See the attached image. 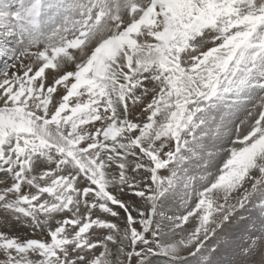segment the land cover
<instances>
[{
    "label": "snow or ice",
    "instance_id": "obj_1",
    "mask_svg": "<svg viewBox=\"0 0 264 264\" xmlns=\"http://www.w3.org/2000/svg\"><path fill=\"white\" fill-rule=\"evenodd\" d=\"M0 58V264H264V0H0Z\"/></svg>",
    "mask_w": 264,
    "mask_h": 264
},
{
    "label": "rangeland",
    "instance_id": "obj_2",
    "mask_svg": "<svg viewBox=\"0 0 264 264\" xmlns=\"http://www.w3.org/2000/svg\"><path fill=\"white\" fill-rule=\"evenodd\" d=\"M12 62H9L8 65H10ZM49 82H51L49 80ZM247 115L246 111H241L238 114L237 122H239L240 119H244V117ZM176 210V209H174ZM241 216L244 217V219H241ZM254 222H258V211L249 208L247 211L242 212L241 214H238L237 217H235L230 225L227 226L224 233H220L221 236L227 234L230 237L235 238L238 242L241 240L242 237L245 236L246 229H248ZM2 228L0 231L7 232L9 235H19L21 239L28 238L26 235L28 233V229L19 227L15 221L11 223L10 226H4L1 225ZM191 227V225H189ZM181 233L177 232V238ZM217 243V238H209L205 242L207 251L208 248H211L214 244ZM199 257L192 258L189 257L186 264H197ZM154 264H168V260L166 258L160 257L156 258L154 260Z\"/></svg>",
    "mask_w": 264,
    "mask_h": 264
},
{
    "label": "bare ground",
    "instance_id": "obj_3",
    "mask_svg": "<svg viewBox=\"0 0 264 264\" xmlns=\"http://www.w3.org/2000/svg\"><path fill=\"white\" fill-rule=\"evenodd\" d=\"M12 62L11 60L7 59V58H0V70H3L5 68V66L9 63ZM10 71H12L13 69H9ZM2 228V226L0 225V229Z\"/></svg>",
    "mask_w": 264,
    "mask_h": 264
}]
</instances>
